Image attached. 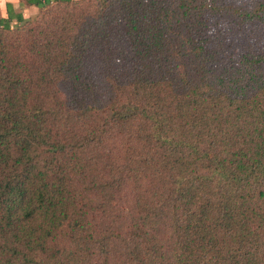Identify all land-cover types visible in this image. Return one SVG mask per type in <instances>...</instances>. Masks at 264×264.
Segmentation results:
<instances>
[{"label":"trees","instance_id":"trees-1","mask_svg":"<svg viewBox=\"0 0 264 264\" xmlns=\"http://www.w3.org/2000/svg\"><path fill=\"white\" fill-rule=\"evenodd\" d=\"M0 264H264V0L0 18Z\"/></svg>","mask_w":264,"mask_h":264},{"label":"crops","instance_id":"crops-1","mask_svg":"<svg viewBox=\"0 0 264 264\" xmlns=\"http://www.w3.org/2000/svg\"><path fill=\"white\" fill-rule=\"evenodd\" d=\"M52 0H0V18H5L7 12L19 14L23 19L32 17L39 10V3L51 2ZM11 24L15 21L12 19Z\"/></svg>","mask_w":264,"mask_h":264},{"label":"rangeland","instance_id":"rangeland-1","mask_svg":"<svg viewBox=\"0 0 264 264\" xmlns=\"http://www.w3.org/2000/svg\"><path fill=\"white\" fill-rule=\"evenodd\" d=\"M34 15H35V14H34ZM34 15H33V16H34ZM33 16H32V17H33ZM29 18H31V17H29Z\"/></svg>","mask_w":264,"mask_h":264}]
</instances>
